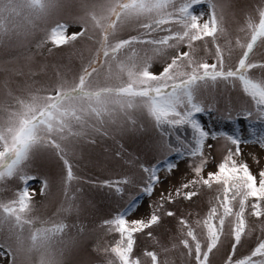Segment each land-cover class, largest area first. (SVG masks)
I'll use <instances>...</instances> for the list:
<instances>
[{"label":"snow or ice","instance_id":"obj_1","mask_svg":"<svg viewBox=\"0 0 264 264\" xmlns=\"http://www.w3.org/2000/svg\"><path fill=\"white\" fill-rule=\"evenodd\" d=\"M60 6L61 0H0V45L13 39L23 43L38 22L46 23ZM79 7L83 14L75 17L73 24L57 21L42 29L43 36L35 45L40 49L51 42L59 48L78 39L91 40L93 53L78 74L69 81L57 73L55 84L26 85L18 95L8 88L7 80L4 82L0 185L16 180L20 186L11 199L0 200V257L6 256L9 264H32L33 256L35 264H64L68 242L61 237L68 225L63 220L32 216L35 190L30 191L31 182H40L41 195L47 194L49 183L26 169L40 153L58 158L62 162L60 183L69 201L68 207L61 205L58 212L70 213L71 201L76 199L70 190L80 179L70 159L72 146L80 141L95 143L94 137L107 136L108 126L117 121L121 127L125 122L135 125L133 113H138L157 133L151 146L155 162L136 164L142 173L138 182L133 176L101 182L100 186L121 196L127 185L139 189L120 212L103 222L109 234L118 236L103 249L109 255L106 264H141L134 255L136 234L158 226L162 215L176 217L166 205L192 201L202 189L211 191L214 186L215 195L209 198L202 217L191 223L183 215L176 217L179 246L185 250L181 255L186 254L190 264H211L210 256L227 236L231 245L223 264H264L262 237L250 252L237 255L244 237L254 231L248 225L249 215L260 221L258 226L264 232V169L254 175L239 159L242 144L264 149V60L252 59L257 48H264V5L256 9L255 18L246 15L245 25L239 29L245 39L236 37L234 43L225 28L227 5L221 0H79ZM75 25L80 31L69 35V28ZM126 31L129 34L125 36ZM201 46L203 56L198 55ZM236 49L240 55L233 63ZM254 70L260 75H254ZM30 74L36 73L30 70ZM221 84L241 94L237 105L220 110L214 103H206L209 92ZM213 112L219 113L217 119L232 124L231 132L213 129L198 118ZM240 120L247 124V136L238 126ZM181 130L187 135L181 137ZM209 141L222 142L223 155L215 171L205 174L214 159ZM173 157L188 161L191 178L162 192L159 200L149 205L152 211L147 218L127 219L142 198H151L163 182L162 171L171 174L178 169ZM147 236L152 237V232ZM143 255L151 264H160L155 251Z\"/></svg>","mask_w":264,"mask_h":264},{"label":"rangeland","instance_id":"obj_2","mask_svg":"<svg viewBox=\"0 0 264 264\" xmlns=\"http://www.w3.org/2000/svg\"><path fill=\"white\" fill-rule=\"evenodd\" d=\"M221 3L227 5L224 15L225 28L229 37L233 43L236 37L244 40L246 34L239 29L245 25L246 15L256 17V9L264 5V0H221ZM82 14L79 0H61V6L53 12L46 23L38 22V27L26 41L18 43L16 39H13L7 45H0V101L6 98L5 80L8 82V88L18 95L26 85L38 88L55 84L57 73L69 81L78 74L81 64L93 53L95 45L91 40L78 39L74 44L59 48L53 46L51 42L40 49H37L35 45L43 36L42 29L50 28L57 21L73 24L74 18ZM79 31V25H75L69 28L68 34ZM128 34L126 31L123 35ZM220 43L223 44L224 40L221 39ZM198 55H205L202 46ZM239 55L240 50L236 49L233 52V63ZM28 57L32 59L29 60ZM252 59L264 60V48H257ZM208 62H212L210 57ZM30 70L36 74L31 75ZM17 71L23 74L17 75ZM253 74L260 75V71L254 70ZM240 95L239 92L221 84L214 91L209 92L206 103H214L218 109L223 110L226 106L237 105ZM218 115V112L205 113L199 114L198 118L213 129L231 132L232 124L217 119ZM133 116L137 120L135 125L125 122L121 127L120 122L117 121V124L108 126L107 136H95V143L80 141L72 146L74 153L70 159L76 166L74 171L80 179L73 182L70 190V194L74 193L76 196V199L71 201L73 207L70 213L58 212L61 205L67 208L69 204L60 183L62 162L44 152L38 154L26 169L29 174L44 177L49 183L47 194L41 195L40 182L38 180L31 182L30 191L35 190L33 197L35 207L32 216L39 217L41 220L47 218L63 220L68 225L65 234L61 237L68 242V248L64 253V264H106L109 255L104 253L103 249L110 247L118 236L114 233L109 234L103 222L120 212L126 206L129 197L135 196L139 189L127 185L121 196L112 189L100 186L101 182L123 176H133L138 182L142 173L136 164L141 161L145 164L155 162L151 146L157 138V133L144 116L138 113H133ZM238 126L247 136L246 122L240 120ZM179 134L181 137L187 135L182 130ZM172 141L175 143V137H172ZM209 143L213 144L211 157L214 159H210L205 174L208 171H215V164L223 155L222 142L209 141ZM241 150L242 155L239 159L245 161L252 173L258 176L259 171L264 169V149L254 144H242ZM117 152H120V156L116 155ZM173 159L179 164L178 169L171 174L162 171L160 176L163 182L156 186L151 198L147 196L142 198L138 208L130 213L127 219L147 218L152 211L149 205L159 200L162 192L172 191L179 187L180 183L191 178L188 161L179 157H173ZM19 186V181L16 180L0 185L5 189L0 192V200L11 199L13 191ZM77 189H79L78 192ZM215 191V186L211 191L202 189L192 201H177L166 205V208L174 211L176 217L183 215L191 223L197 216L202 217L207 212L209 198L214 197ZM176 217L162 215V221L158 226L145 230L143 234H136L134 255L140 258L141 264H151L150 258L143 255L145 251H155L160 264H165V261L167 264H190L187 255H181L185 253V250L179 246L180 234ZM259 223L260 221L255 217L248 216V225L254 231L251 236L244 237L242 244L238 247V256L250 252L255 247L258 237L264 238V232L258 226ZM81 226H83L82 232ZM148 231L152 232V237L147 236ZM173 244L178 247L172 248ZM230 245V238L224 237L219 250L214 251L210 256L211 264H223ZM57 247L64 246L57 245ZM163 249H169V251L165 252ZM35 259L36 257L33 256L32 264H35ZM0 264H9L8 258L0 257Z\"/></svg>","mask_w":264,"mask_h":264}]
</instances>
